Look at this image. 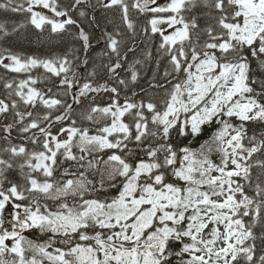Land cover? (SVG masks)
Segmentation results:
<instances>
[{
    "label": "snow or ice",
    "instance_id": "1",
    "mask_svg": "<svg viewBox=\"0 0 264 264\" xmlns=\"http://www.w3.org/2000/svg\"><path fill=\"white\" fill-rule=\"evenodd\" d=\"M0 264H264V0H0Z\"/></svg>",
    "mask_w": 264,
    "mask_h": 264
},
{
    "label": "trees",
    "instance_id": "2",
    "mask_svg": "<svg viewBox=\"0 0 264 264\" xmlns=\"http://www.w3.org/2000/svg\"><path fill=\"white\" fill-rule=\"evenodd\" d=\"M16 19H19V17H15ZM141 47H143V45H141ZM29 51H33L34 50V46L32 48L28 49ZM133 57H129V60L131 61ZM148 75H151V72L148 73ZM147 79V77L145 78V80ZM145 83V81H141V84L143 85Z\"/></svg>",
    "mask_w": 264,
    "mask_h": 264
}]
</instances>
